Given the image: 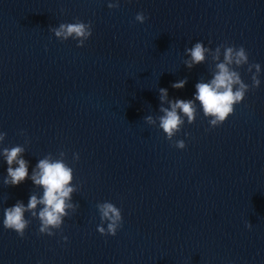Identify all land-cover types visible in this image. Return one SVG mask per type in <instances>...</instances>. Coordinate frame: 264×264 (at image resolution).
<instances>
[{
  "label": "water",
  "instance_id": "obj_1",
  "mask_svg": "<svg viewBox=\"0 0 264 264\" xmlns=\"http://www.w3.org/2000/svg\"><path fill=\"white\" fill-rule=\"evenodd\" d=\"M109 2L0 0V149L23 146L29 177L40 159L65 152L78 205L52 236L29 213L23 237L4 229L3 209L43 188L5 185L0 155V264H264V0ZM76 19L91 23L82 47L49 31ZM196 42L243 46L260 85L251 88L247 64L235 69L250 87L242 102L215 128L196 102L177 149L158 120L143 118L211 80L210 53L191 69L183 63ZM105 201L121 211L115 236L96 230Z\"/></svg>",
  "mask_w": 264,
  "mask_h": 264
},
{
  "label": "clouds",
  "instance_id": "obj_2",
  "mask_svg": "<svg viewBox=\"0 0 264 264\" xmlns=\"http://www.w3.org/2000/svg\"><path fill=\"white\" fill-rule=\"evenodd\" d=\"M107 7L109 9L119 7L118 0L115 3L109 2ZM146 19L147 17L142 12L135 16V21L139 23H143ZM49 31L54 33L60 41L71 37L77 41V47L84 46L85 41L92 34L91 23H84L79 19L73 23H61L58 27L49 28ZM206 53L212 55L216 71L209 82L195 84L194 98L168 100L169 107L161 106L159 109L162 115L155 119L151 115L143 118L149 125H156L158 120V128L162 130L165 139L177 149H184L186 145L183 140L173 141V137L180 132L185 118L189 124L194 122L197 114L196 102H199L203 116L208 119L212 128L220 126L233 114L234 106L242 102L250 87L243 82L239 71L235 69L247 64V71L252 73L251 88L255 89L260 85L258 79L261 71L260 65L248 62V54L243 46L221 44L213 51L205 47L202 42H196L193 47L185 48V54L189 55L190 59H185L183 63L191 69L194 65L205 61ZM253 69H255L254 72ZM186 79L173 83L172 88L182 89ZM159 94L161 105H163V102L167 100V89L160 88ZM5 135L0 132V140H3ZM23 152L24 147L19 145L0 149V155H3L7 164V177L3 182L5 185L17 186L25 179H31L34 185L43 188V195L39 198L34 194L30 195L26 206L21 201H17L14 206L5 207L3 209V227L23 237L25 229L30 223L29 219H25V213H29L32 218L39 220L38 232L52 236L54 235L53 230L61 228L64 217L68 216L70 212H74L78 206L71 202L72 193L77 191V187L72 184L73 169L65 162V152L60 151L61 159H52L51 154L45 156L38 161L31 177H29L28 162L21 156ZM78 159V154L74 153L73 161ZM14 164L16 167H13ZM37 205L43 207L37 211ZM96 208L100 216L97 232L101 235L115 236L117 230L122 226L120 209L107 201L98 203ZM105 222H107L106 228L103 226ZM245 226L251 227L250 223H246ZM63 239L66 241L67 237H63Z\"/></svg>",
  "mask_w": 264,
  "mask_h": 264
}]
</instances>
